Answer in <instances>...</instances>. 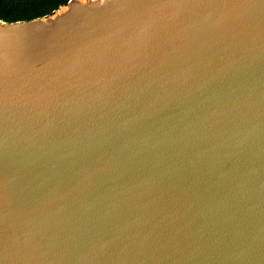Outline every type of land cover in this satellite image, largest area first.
<instances>
[{"label": "water", "instance_id": "95a60500", "mask_svg": "<svg viewBox=\"0 0 264 264\" xmlns=\"http://www.w3.org/2000/svg\"><path fill=\"white\" fill-rule=\"evenodd\" d=\"M0 264H264V0L0 20Z\"/></svg>", "mask_w": 264, "mask_h": 264}, {"label": "trees", "instance_id": "16d2710c", "mask_svg": "<svg viewBox=\"0 0 264 264\" xmlns=\"http://www.w3.org/2000/svg\"><path fill=\"white\" fill-rule=\"evenodd\" d=\"M69 0H0V20L29 21L53 13Z\"/></svg>", "mask_w": 264, "mask_h": 264}]
</instances>
